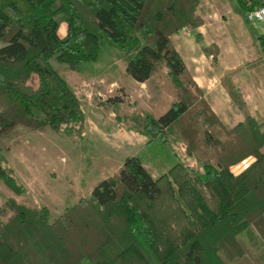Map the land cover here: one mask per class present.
Wrapping results in <instances>:
<instances>
[{"label":"trees","instance_id":"trees-1","mask_svg":"<svg viewBox=\"0 0 264 264\" xmlns=\"http://www.w3.org/2000/svg\"><path fill=\"white\" fill-rule=\"evenodd\" d=\"M201 1L0 0V141L19 128H49L72 139L84 136V108L53 62L74 70L97 62L101 50L110 46L134 54L126 74L137 83L148 82L161 65L169 70L179 100L159 118L146 117V147L156 140L166 145L178 131L188 142V153L201 154L203 183L221 199L218 210L212 211L193 193L197 204L185 203L188 216L182 211L201 224L181 247L167 249L151 264H225L222 255L230 250L243 255L241 239L250 226L245 218L252 212L259 214L264 233V123L249 114L239 92L230 87L245 121L226 128L171 42L172 35L202 25L196 13ZM232 5L247 13L263 4L232 0ZM59 18L66 23L65 37L59 34ZM257 43L264 48V37ZM205 52L217 62V48ZM251 157L256 163L246 172L239 177L230 173ZM4 164L0 148V178L20 193ZM162 195L161 181L135 155L125 160L116 177L101 181L90 199L53 222L47 210L34 211L12 200L7 208L13 215L0 220V264H113L128 252L146 255L156 232L133 202H156ZM1 216L7 212L0 210Z\"/></svg>","mask_w":264,"mask_h":264},{"label":"rangeland","instance_id":"rangeland-1","mask_svg":"<svg viewBox=\"0 0 264 264\" xmlns=\"http://www.w3.org/2000/svg\"><path fill=\"white\" fill-rule=\"evenodd\" d=\"M58 22L59 34L65 37L64 18ZM3 44L0 41V47ZM133 56L106 46L97 62L85 63L74 70L53 62L84 108L86 132L81 139H72L49 128L41 131L19 128L2 138L4 167L12 170L21 192L16 193L0 178V210L7 212V216L0 217L1 221L6 222L13 215L7 204L14 200L34 211L47 210L49 221L53 222L68 208L90 199L101 181L116 177L125 160L135 155L140 156L163 188V195L156 202L144 199L133 202L144 219L151 222L157 238L147 256L128 252L112 261L113 264H151L167 249L181 247L201 224L200 220L187 217L190 213L185 203L197 204L192 200L193 193L205 199L212 211L218 210L221 198L214 196L202 180L201 154L190 155L188 142L178 131L169 136L168 144L156 140L146 147L150 141L144 133L146 117L159 118L179 98L165 65L149 80L148 87L138 89L126 74ZM254 163L255 158H248L231 167L230 173L239 177ZM258 215L252 212L245 218L250 226L241 239L243 255L235 256L230 250L227 256L222 255L225 264H264V233Z\"/></svg>","mask_w":264,"mask_h":264},{"label":"crops","instance_id":"crops-1","mask_svg":"<svg viewBox=\"0 0 264 264\" xmlns=\"http://www.w3.org/2000/svg\"><path fill=\"white\" fill-rule=\"evenodd\" d=\"M196 13L202 25L172 35L171 42L205 100L226 128L232 129L245 121L229 93L234 88L249 114L264 123V48L257 43L258 37H264V25L247 23L245 13L232 0H203ZM215 48L216 63L205 52ZM150 82L135 83L141 89Z\"/></svg>","mask_w":264,"mask_h":264},{"label":"built area","instance_id":"built-area-1","mask_svg":"<svg viewBox=\"0 0 264 264\" xmlns=\"http://www.w3.org/2000/svg\"><path fill=\"white\" fill-rule=\"evenodd\" d=\"M245 20L251 25H264V4L245 13Z\"/></svg>","mask_w":264,"mask_h":264}]
</instances>
